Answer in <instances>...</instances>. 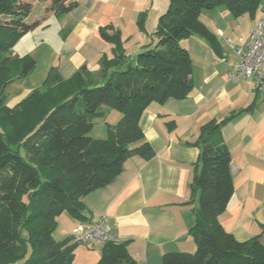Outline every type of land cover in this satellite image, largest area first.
I'll list each match as a JSON object with an SVG mask.
<instances>
[{"label": "trees", "instance_id": "1", "mask_svg": "<svg viewBox=\"0 0 264 264\" xmlns=\"http://www.w3.org/2000/svg\"><path fill=\"white\" fill-rule=\"evenodd\" d=\"M43 2L56 19L77 6L68 0H0V264L72 263L79 245L72 238L53 239L58 217L66 213L86 223L85 197L111 183L132 156L154 157L140 119L151 103L190 94L192 65L181 42L199 34L215 46L201 13L223 6L235 19L253 18L263 0H169L152 34L156 46L138 53L134 64L126 63L119 33L99 28L101 40L113 48L112 59L100 58L97 75L82 67L64 80L50 67L40 88L8 107L7 88L27 78L35 62L6 52L38 27L26 18ZM107 111L120 117L106 124L105 139L94 140L93 121ZM228 120L199 128L200 154L190 183V203H197L189 232L195 251L165 254L161 264H264L260 235L238 243L218 222L232 194L230 155L220 133ZM96 264L137 263L124 243L108 242Z\"/></svg>", "mask_w": 264, "mask_h": 264}, {"label": "crops", "instance_id": "2", "mask_svg": "<svg viewBox=\"0 0 264 264\" xmlns=\"http://www.w3.org/2000/svg\"><path fill=\"white\" fill-rule=\"evenodd\" d=\"M68 1L77 6L60 19L45 13L47 2L36 3L26 18L29 24L39 22L37 28L55 20L61 45L50 66L57 67L64 80L82 67L97 75L100 58L112 59L113 46L101 40L99 28L111 26L119 33L126 63L134 64L138 53L156 46L152 34L169 5V0ZM261 7L253 18L235 19L223 6L201 13L200 22L215 46L199 34L181 42L192 65L190 94L180 101L169 98L162 104L151 103L140 119L154 157L144 161L132 156L111 183L83 199L88 217L84 224L105 216L114 242L124 243L137 264H161L165 254L195 251L189 232L197 203H190V183L200 154L199 128L209 120L229 119L221 124L220 133L230 155L232 194L218 222L236 242L260 235L264 245V95L252 79L228 80L237 59L226 43L230 40L237 46L247 37L262 16L264 0ZM112 112L108 125L120 117ZM59 221L70 231L80 224L66 213L58 217L57 227ZM102 245L77 246L73 260L95 264L92 257H101Z\"/></svg>", "mask_w": 264, "mask_h": 264}, {"label": "rangeland", "instance_id": "3", "mask_svg": "<svg viewBox=\"0 0 264 264\" xmlns=\"http://www.w3.org/2000/svg\"><path fill=\"white\" fill-rule=\"evenodd\" d=\"M54 23L55 20L52 22L47 21L45 26L43 25L32 30V32L27 33L23 36V39L20 40L19 44L6 52V55L9 56H28L35 62V68L27 78L18 81L7 88L6 105L8 107H12L20 100L26 98L29 94L28 88H30L29 91L40 88L47 70L51 67L50 64L56 62L58 57L57 53L59 52V46L61 43L59 40L60 32ZM111 112L112 111H107L103 118H98L93 121L90 136L94 140H102L106 138V123L112 122V120L107 121V117L109 118ZM73 229L70 231L68 225L60 224L59 221V225L53 233L55 240L62 241L66 238H71ZM92 259L96 264L100 260V257L95 255ZM71 264H78V260H73Z\"/></svg>", "mask_w": 264, "mask_h": 264}, {"label": "built area", "instance_id": "4", "mask_svg": "<svg viewBox=\"0 0 264 264\" xmlns=\"http://www.w3.org/2000/svg\"><path fill=\"white\" fill-rule=\"evenodd\" d=\"M226 43L237 59L233 70L228 75V80L236 83L252 79L256 90L264 95V9L260 19L239 45L234 46L230 40H226ZM71 238L78 245L114 242L105 216L90 225L78 224L73 229Z\"/></svg>", "mask_w": 264, "mask_h": 264}]
</instances>
